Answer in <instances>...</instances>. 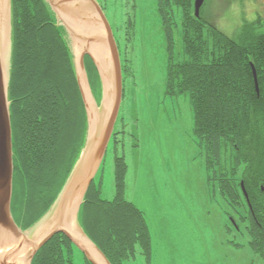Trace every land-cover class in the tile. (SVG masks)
<instances>
[{"label": "trees", "instance_id": "16d2710c", "mask_svg": "<svg viewBox=\"0 0 264 264\" xmlns=\"http://www.w3.org/2000/svg\"><path fill=\"white\" fill-rule=\"evenodd\" d=\"M157 3L167 38L166 94L189 95L194 134L206 153L210 179L240 214L249 244L264 259L263 21L259 16L245 22L231 37L205 19V4L197 17L195 0ZM11 11V209L17 225L27 230L51 209L63 189L86 144L88 121L69 35L57 24L47 1L11 0ZM176 28L182 38V58L178 59ZM85 65L100 103L98 70L89 56ZM118 134L114 131L116 143ZM126 173L125 159L117 156L114 198H102V182L95 178L80 208L79 221L111 264H125L137 254L150 264L151 233L144 212L126 198ZM74 247L59 233L38 251L32 264H73ZM86 264L92 263L86 260Z\"/></svg>", "mask_w": 264, "mask_h": 264}, {"label": "rangeland", "instance_id": "374dc122", "mask_svg": "<svg viewBox=\"0 0 264 264\" xmlns=\"http://www.w3.org/2000/svg\"><path fill=\"white\" fill-rule=\"evenodd\" d=\"M95 2L111 25L125 66L115 126L120 134L117 143L111 139L96 176V182H102V198H114L116 157H123L126 198L144 212L151 233L150 264H264L249 244L240 214L210 179L206 153L194 134L189 95L166 94L167 38L157 0ZM204 4L205 19L228 36L235 37L245 22L259 16L264 32V0ZM175 18L180 25V14ZM180 33L176 28V59L182 58ZM74 246L73 264H86L85 253ZM125 264L148 263L137 254Z\"/></svg>", "mask_w": 264, "mask_h": 264}, {"label": "water", "instance_id": "95a60500", "mask_svg": "<svg viewBox=\"0 0 264 264\" xmlns=\"http://www.w3.org/2000/svg\"><path fill=\"white\" fill-rule=\"evenodd\" d=\"M70 38L79 89L85 104L86 144L51 209L32 227L22 230L12 215L14 162L9 101L12 57L11 0H0V264H32L38 251L63 233L92 264H111L87 236L79 221L86 194L107 153L123 100L121 55L113 30L95 0H46ZM205 0H196L195 14ZM95 64L102 83L98 103L91 87L85 58ZM257 92L256 69L253 66ZM247 200L248 194L242 184Z\"/></svg>", "mask_w": 264, "mask_h": 264}, {"label": "flooded vegetation", "instance_id": "af4514ba", "mask_svg": "<svg viewBox=\"0 0 264 264\" xmlns=\"http://www.w3.org/2000/svg\"><path fill=\"white\" fill-rule=\"evenodd\" d=\"M113 138V137H112Z\"/></svg>", "mask_w": 264, "mask_h": 264}]
</instances>
